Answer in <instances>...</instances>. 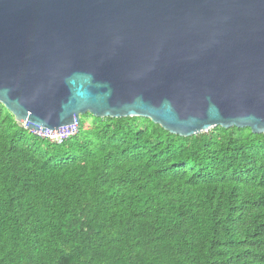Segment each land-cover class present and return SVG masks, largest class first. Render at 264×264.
I'll return each mask as SVG.
<instances>
[{
    "label": "trees",
    "instance_id": "trees-1",
    "mask_svg": "<svg viewBox=\"0 0 264 264\" xmlns=\"http://www.w3.org/2000/svg\"><path fill=\"white\" fill-rule=\"evenodd\" d=\"M0 264H264V133L87 112L55 141L0 103Z\"/></svg>",
    "mask_w": 264,
    "mask_h": 264
},
{
    "label": "water",
    "instance_id": "water-1",
    "mask_svg": "<svg viewBox=\"0 0 264 264\" xmlns=\"http://www.w3.org/2000/svg\"><path fill=\"white\" fill-rule=\"evenodd\" d=\"M0 103L36 134L87 112L264 133V0H0Z\"/></svg>",
    "mask_w": 264,
    "mask_h": 264
},
{
    "label": "built area",
    "instance_id": "built-area-1",
    "mask_svg": "<svg viewBox=\"0 0 264 264\" xmlns=\"http://www.w3.org/2000/svg\"><path fill=\"white\" fill-rule=\"evenodd\" d=\"M65 128H68V127H64L61 130H64ZM71 130H74V125L70 126V128H69L68 132H66V134H62L61 132L58 133L57 131H51L48 129H46L44 131H39V134L43 135V136H47L49 138H52L55 141H60L62 137L66 136L72 132H75V131H71ZM63 133H65V132H63Z\"/></svg>",
    "mask_w": 264,
    "mask_h": 264
},
{
    "label": "rangeland",
    "instance_id": "rangeland-1",
    "mask_svg": "<svg viewBox=\"0 0 264 264\" xmlns=\"http://www.w3.org/2000/svg\"><path fill=\"white\" fill-rule=\"evenodd\" d=\"M68 130H69V128H68V129L65 128L64 130H60V131H57V132H58V133L61 132L62 134H66V132H68ZM63 132H65V133H63Z\"/></svg>",
    "mask_w": 264,
    "mask_h": 264
},
{
    "label": "bare ground",
    "instance_id": "bare-ground-1",
    "mask_svg": "<svg viewBox=\"0 0 264 264\" xmlns=\"http://www.w3.org/2000/svg\"><path fill=\"white\" fill-rule=\"evenodd\" d=\"M68 129V128H67Z\"/></svg>",
    "mask_w": 264,
    "mask_h": 264
}]
</instances>
